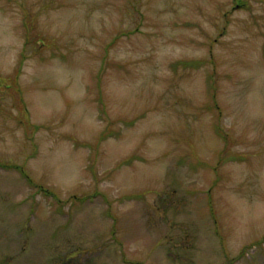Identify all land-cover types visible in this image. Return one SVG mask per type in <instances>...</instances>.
<instances>
[{
	"label": "rangeland",
	"instance_id": "1",
	"mask_svg": "<svg viewBox=\"0 0 264 264\" xmlns=\"http://www.w3.org/2000/svg\"><path fill=\"white\" fill-rule=\"evenodd\" d=\"M0 163V264H264V0H0Z\"/></svg>",
	"mask_w": 264,
	"mask_h": 264
},
{
	"label": "trees",
	"instance_id": "2",
	"mask_svg": "<svg viewBox=\"0 0 264 264\" xmlns=\"http://www.w3.org/2000/svg\"><path fill=\"white\" fill-rule=\"evenodd\" d=\"M27 42L25 43V44H27V43H29L30 41H31V36H30V34L28 33L27 34ZM194 63V61H186V62H184V65L185 66H188V65H192ZM221 135H222V132H221ZM223 138H226L225 136H226V134L224 133L223 135ZM4 166H6V167H8V168H15V169H17V170H19V171H21L22 173H23V175L26 177V179L29 181V182H31V184L32 185H36L35 183L36 182H34L33 181V179L29 176V174L28 173H26V171H25V169H24V167L22 166V165H20V164H15V163H5V164H3ZM38 186V185H37ZM39 188H43V186H38Z\"/></svg>",
	"mask_w": 264,
	"mask_h": 264
}]
</instances>
